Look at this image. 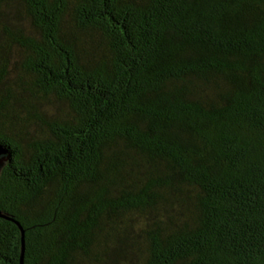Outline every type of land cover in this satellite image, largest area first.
I'll return each mask as SVG.
<instances>
[{
    "label": "trees",
    "instance_id": "obj_1",
    "mask_svg": "<svg viewBox=\"0 0 264 264\" xmlns=\"http://www.w3.org/2000/svg\"><path fill=\"white\" fill-rule=\"evenodd\" d=\"M0 143V264H264V0H0Z\"/></svg>",
    "mask_w": 264,
    "mask_h": 264
},
{
    "label": "water",
    "instance_id": "obj_2",
    "mask_svg": "<svg viewBox=\"0 0 264 264\" xmlns=\"http://www.w3.org/2000/svg\"><path fill=\"white\" fill-rule=\"evenodd\" d=\"M10 155L11 153L8 147L0 143V172L3 166L9 160ZM0 217H5L1 211H0ZM23 252H24V239H23V231H21V246H20V257H19L20 264H23Z\"/></svg>",
    "mask_w": 264,
    "mask_h": 264
},
{
    "label": "rangeland",
    "instance_id": "obj_3",
    "mask_svg": "<svg viewBox=\"0 0 264 264\" xmlns=\"http://www.w3.org/2000/svg\"><path fill=\"white\" fill-rule=\"evenodd\" d=\"M15 58H16V57H15V55H14V60H15ZM11 63H12V62H11ZM13 65H14V64L12 63V67H13ZM13 68H14V67H13ZM9 76H12V75L10 74Z\"/></svg>",
    "mask_w": 264,
    "mask_h": 264
}]
</instances>
